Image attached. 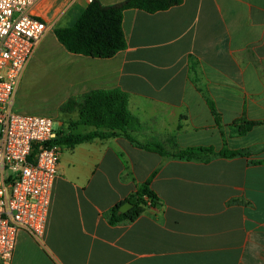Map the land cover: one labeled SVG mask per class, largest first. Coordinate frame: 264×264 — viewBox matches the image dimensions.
Instances as JSON below:
<instances>
[{"label":"crops","instance_id":"obj_1","mask_svg":"<svg viewBox=\"0 0 264 264\" xmlns=\"http://www.w3.org/2000/svg\"><path fill=\"white\" fill-rule=\"evenodd\" d=\"M91 1L38 0L32 13L48 24L45 38L56 37L55 29L73 26ZM123 29L128 47L112 58L71 53L69 98L121 88L143 142L254 153L194 162L121 136L62 145L45 233L37 239L21 231L11 264H264V0L129 9ZM244 114L259 124L239 136L231 126ZM77 119L78 107L71 123ZM156 170L151 187L162 204L133 222L109 224L108 211Z\"/></svg>","mask_w":264,"mask_h":264},{"label":"built area","instance_id":"obj_2","mask_svg":"<svg viewBox=\"0 0 264 264\" xmlns=\"http://www.w3.org/2000/svg\"><path fill=\"white\" fill-rule=\"evenodd\" d=\"M38 0H0V263L11 264L21 231L41 239L59 173L62 145L51 117L19 114L18 88L48 24ZM92 2V1H91Z\"/></svg>","mask_w":264,"mask_h":264},{"label":"trees","instance_id":"obj_3","mask_svg":"<svg viewBox=\"0 0 264 264\" xmlns=\"http://www.w3.org/2000/svg\"><path fill=\"white\" fill-rule=\"evenodd\" d=\"M183 3V0H125L121 3L105 6L93 0L77 22L70 27L57 28L54 33L65 49L73 54L93 58H112L127 49V38L123 29L124 12L139 9L148 13L168 10ZM208 105L217 125L222 128L223 122L215 102L207 97ZM78 107V119L70 123L68 132H58L57 140L51 144L74 146L95 138L121 136L137 148L160 154L165 158L181 161L210 162L214 158L249 157L254 153L251 149H222L216 151L212 147L197 146L171 151L160 141L139 140L135 132L141 128L139 119L129 109V93L121 88L96 89L86 93L82 99L69 98L62 110L71 113ZM259 122L248 120L246 114L235 120L231 126L233 133L239 136L248 134ZM93 127L92 131L79 133L74 131L78 126ZM264 149V146L262 147ZM158 170L137 186L125 200L116 204L108 213L109 224L115 226L123 222L135 221L147 206L162 204L157 193L152 189V180ZM126 202L132 208L126 213L120 212V206Z\"/></svg>","mask_w":264,"mask_h":264},{"label":"rangeland","instance_id":"obj_4","mask_svg":"<svg viewBox=\"0 0 264 264\" xmlns=\"http://www.w3.org/2000/svg\"><path fill=\"white\" fill-rule=\"evenodd\" d=\"M71 53L51 34L43 40L18 88L13 110L19 114L51 117L58 132H68L71 113L62 110L71 88ZM59 121H63L58 125ZM71 121V120H70ZM84 126L77 131L84 133Z\"/></svg>","mask_w":264,"mask_h":264},{"label":"water","instance_id":"obj_5","mask_svg":"<svg viewBox=\"0 0 264 264\" xmlns=\"http://www.w3.org/2000/svg\"><path fill=\"white\" fill-rule=\"evenodd\" d=\"M130 208H132V204L130 202H126L120 207V212L126 213L127 211L130 210Z\"/></svg>","mask_w":264,"mask_h":264}]
</instances>
